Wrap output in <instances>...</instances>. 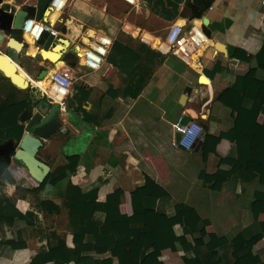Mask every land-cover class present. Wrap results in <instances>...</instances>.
Here are the masks:
<instances>
[{"label":"crops","instance_id":"crops-1","mask_svg":"<svg viewBox=\"0 0 264 264\" xmlns=\"http://www.w3.org/2000/svg\"><path fill=\"white\" fill-rule=\"evenodd\" d=\"M208 1L142 0L135 9L149 23L142 19L140 24L130 18L116 17L110 5L114 0H67L56 18L50 17L55 11L53 7L42 17L54 26L57 35L45 32L38 41L31 42L21 28L15 29V38L26 43L17 51L18 67L31 82L40 80L41 85L52 69L61 67L57 66L58 62L75 68L66 110L61 113L63 125L44 141L38 157L50 166V171L66 164L69 155L78 154L79 160L74 173L56 185L46 184L39 193L40 198L61 204L60 212L52 214L37 209L36 196L25 189L39 183L17 159H10L13 180L5 181L0 194L6 193L16 200L23 212L38 213L40 222L36 225L16 221L11 226L0 223V242L19 238L26 243L18 249L0 243V264H27L52 240L46 232L54 229L65 235L70 246L74 245L68 209L60 195L70 180L85 189L97 187L101 201L115 189H124L120 208L129 215L133 212L131 193L137 188L158 195L156 207L162 213L172 215L176 205L181 204L180 213L174 215L175 230L180 242L189 244L186 252L189 256L205 252V234H233L253 222L250 203L261 186L257 178L246 180L225 175L224 170L230 165L222 160L235 152L236 143L220 135L232 130L235 138L243 141L244 132L256 127L249 121L253 108H247L253 105V100L243 99L246 91L252 97L262 93L250 86L264 83V52L261 59L257 58L264 48V4L263 0H212L206 7ZM36 2L0 0V9L8 7L16 11ZM196 20L210 38L198 67L177 55L161 52L142 37V32L147 30L163 39L172 24L189 27ZM128 25L139 28V33L134 34ZM101 34L110 36L112 42L105 63L91 70L84 66L80 50ZM50 35L54 39L46 49L44 45ZM9 38L5 34L0 40L1 53L10 49ZM32 43L33 51L29 48ZM42 51L59 54L53 57L56 62L47 58H52L49 53L42 56ZM70 52L78 55L74 65L64 60ZM238 77L243 78V89L232 87ZM41 96L37 88H17L0 72V103L16 97L28 98L30 105ZM28 107L19 118L24 133ZM181 115L185 121L196 120L204 127L198 149L195 146L189 150L177 144L174 123ZM255 123H264V108ZM160 212L149 210L147 225L158 226L163 217ZM258 218L264 220V213ZM204 220L207 224L201 235L182 233L184 225H197ZM147 238L155 239V236L150 233ZM127 248L132 256H138L142 246L130 242ZM253 250L264 259V238ZM184 254L174 242L166 249L154 243L140 264L158 260L164 264H182Z\"/></svg>","mask_w":264,"mask_h":264},{"label":"trees","instance_id":"trees-1","mask_svg":"<svg viewBox=\"0 0 264 264\" xmlns=\"http://www.w3.org/2000/svg\"><path fill=\"white\" fill-rule=\"evenodd\" d=\"M211 1L207 2L206 7ZM263 52L264 48L257 54L258 59L262 58ZM242 81L243 78L238 77L237 82L232 86L233 89L234 87L243 89ZM250 88L262 92L261 96L252 97L250 91H246V97L244 96L243 99L244 102L247 97L253 100V105L247 108H253L252 118L249 121L255 124V129L244 132L243 141L235 138L232 130L220 136L227 137L236 143L235 152L222 160L230 165L228 170H224L225 175L246 180L257 178L261 186L260 189H256L254 200L250 203L254 217L251 224L233 234L219 235L215 232L205 234V252L197 256H189L186 254L190 249L189 244L180 242L175 230L174 215L180 213L183 207L181 204L176 205L172 215L162 213L158 210L160 208L156 207L157 199L160 197L154 192H145L137 188L131 193L133 212L129 215L123 213L120 208L124 189H115L107 194L104 201H101L97 187L85 189L70 180L60 195L68 209V221L74 245L70 246L65 235L59 234L55 229L47 231V236L52 240L48 241L47 246L41 247L27 264L48 262L53 264H140L154 243L160 249H166L173 242L185 251L182 264H264L262 256L253 250L254 245L264 238V220L258 218L260 213H264V123L262 125L255 123V119L264 108V83L262 86L251 85ZM28 105V98L16 97H10L0 103V142L10 138L16 141L21 139L24 126L19 118H22ZM78 160V154L69 155L68 162L49 171L44 181L38 186H29L25 189L36 196V206L39 211L43 210L52 214L60 212L61 204L49 198H40L39 193L46 184L56 185L69 174L74 173ZM10 161L0 155V187L5 181L13 180L9 171ZM154 209L163 216L156 227L146 223L147 212ZM37 220H39L38 213L23 212L16 204V200L6 193L0 194V223L8 226L16 221L36 224L40 222ZM205 224H207L206 220L197 225H184L182 233L201 235ZM150 233L154 234L155 239L147 238ZM130 242L142 246L138 256L131 255L127 248ZM0 243L9 246L10 249L26 246V243L19 238L3 240ZM150 264H164V262L158 260Z\"/></svg>","mask_w":264,"mask_h":264},{"label":"water","instance_id":"water-1","mask_svg":"<svg viewBox=\"0 0 264 264\" xmlns=\"http://www.w3.org/2000/svg\"><path fill=\"white\" fill-rule=\"evenodd\" d=\"M50 2L51 0H37L36 4L16 11L9 10L8 7L0 9V40L4 38L5 34L10 37L8 39L10 49L3 53L0 52V72L9 77L17 88H37L42 94L40 99L34 100L28 107L29 117L25 123V133L22 138L19 141L10 138L0 142V155L8 159H17L19 165L25 168L38 183L43 182L50 171V166L38 157L39 148L43 146L45 140L61 129L63 122L59 104L51 102L38 86L20 74L17 51L26 43L15 38V29L21 28L26 18L42 19L50 6ZM53 39V35H50L44 48H49ZM41 54L44 56V51ZM69 54L75 56V60H72L71 55L65 56L64 60L70 61L74 65L77 63L78 55L74 52ZM47 58L52 60L50 57ZM180 137L181 134L178 132L177 142ZM202 141V139L197 141L196 149L200 147Z\"/></svg>","mask_w":264,"mask_h":264},{"label":"built area","instance_id":"built-area-1","mask_svg":"<svg viewBox=\"0 0 264 264\" xmlns=\"http://www.w3.org/2000/svg\"><path fill=\"white\" fill-rule=\"evenodd\" d=\"M131 8H137L142 4V0H124ZM67 0H51L49 8H55L60 12L66 6ZM264 4V0H263ZM21 31L28 34L33 41H38L45 32L57 35L58 31L52 24L35 17L26 18ZM112 39L106 34L98 35L83 52V64L88 69L96 70L102 67L106 61L109 46ZM210 38L203 29L201 23L193 21L189 27L184 24L174 23L170 27L166 36L161 39L157 47L161 52L174 54L186 61L189 65L198 67L203 50L209 45ZM50 83L48 88H41L51 102H57L61 113L66 110V97L69 95L74 78L75 68L71 65H64L55 68L50 72ZM174 128L181 134L177 144L186 149H193L199 139L203 138L204 127L196 120L185 121L184 115H181Z\"/></svg>","mask_w":264,"mask_h":264},{"label":"bare ground","instance_id":"bare-ground-1","mask_svg":"<svg viewBox=\"0 0 264 264\" xmlns=\"http://www.w3.org/2000/svg\"><path fill=\"white\" fill-rule=\"evenodd\" d=\"M51 9H52V8L49 9V12H50ZM53 9H55V8H53ZM49 12H48V13H49ZM58 14H59V10L55 9V11H54L53 13H50V17H52V18L54 19V18H56V17L58 16ZM196 21H198V20H196ZM127 28H129L134 34H138L139 31H140L139 28H137V27H132V26H130V25H128ZM142 37H143V39H144L145 41L151 43L154 47H158V46L160 45V43H161V38H158V37L154 36L153 34H151V33H150L149 31H147V30H144V31L142 32ZM25 38H26L28 41H31V42L33 41V40L30 38V36H29L28 34H25ZM59 45H60V44H59ZM55 46H56V45H55ZM78 46H79V45H78ZM60 47H61V46H60ZM29 48H30L31 51L34 50V46L29 47ZM57 48H58V47H57ZM85 48H86V47H85ZM85 48H83V49L80 50V54H81V55L83 54ZM79 49H80V48H79ZM78 51H79V50H78ZM47 53L53 55L54 58H57V57L59 56V54H56V53H53V52H47V51H44V55H46ZM58 53H59V52H58ZM69 55H71V54H68L67 56H69ZM62 56H63V55H62ZM71 56H72V60H75V56H73V55H71ZM18 58H19V57H18ZM62 58H63V57H62ZM53 61H54V60H53ZM57 66H62V63H61V62H58V63H57ZM57 66H55V67H57ZM53 71H54V69L51 70V72H53ZM20 74H21L22 76H25V75H23L21 72H20ZM44 75H46V74H43V76H44ZM39 79H41V78H39ZM50 79H51V76H50V74H49V77H48V78H45L44 80L41 81V85L37 84L36 81H33V83L35 84V86H39V87L45 89V88H48L49 83H50ZM39 81H40V80H39Z\"/></svg>","mask_w":264,"mask_h":264},{"label":"rangeland","instance_id":"rangeland-1","mask_svg":"<svg viewBox=\"0 0 264 264\" xmlns=\"http://www.w3.org/2000/svg\"><path fill=\"white\" fill-rule=\"evenodd\" d=\"M119 1L120 0H114V2L112 4H110L112 6V13L116 17H118V18L120 17V18H124V19L130 18L132 21H134L136 23H140V24L142 23V19H144L143 22L145 24L149 23L148 18L143 13H141V11H139L135 8L131 9L122 0L120 2ZM118 21H120V19H118ZM33 45L34 44L32 43L31 46H33ZM50 56L52 57L51 59L54 60V58L51 54H50ZM39 82H37V84Z\"/></svg>","mask_w":264,"mask_h":264}]
</instances>
